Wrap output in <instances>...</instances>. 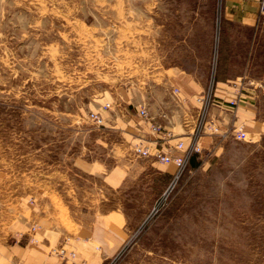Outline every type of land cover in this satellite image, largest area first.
I'll return each instance as SVG.
<instances>
[{
	"label": "rangeland",
	"instance_id": "1",
	"mask_svg": "<svg viewBox=\"0 0 264 264\" xmlns=\"http://www.w3.org/2000/svg\"><path fill=\"white\" fill-rule=\"evenodd\" d=\"M256 3L0 0V204L41 202L67 226L123 210L129 237L113 264H264V134L206 131L175 178L163 171L175 164L135 151L138 133L89 117L169 94L174 66L207 84L220 71L264 76ZM91 160L126 179L106 184L82 168Z\"/></svg>",
	"mask_w": 264,
	"mask_h": 264
},
{
	"label": "crops",
	"instance_id": "2",
	"mask_svg": "<svg viewBox=\"0 0 264 264\" xmlns=\"http://www.w3.org/2000/svg\"><path fill=\"white\" fill-rule=\"evenodd\" d=\"M240 16L242 15L239 10L226 12L227 19L232 20ZM174 68L170 77L172 87L169 94L164 92L165 94L157 96L156 92H146L145 102L132 104L137 110H131L128 106L123 110L122 107H117V110H98L105 118L104 124L109 122L108 124L111 123L110 125L115 127L122 123L127 132L138 133V138L145 144L156 145L158 142L167 141L151 128L153 122H160L174 134L169 139L170 143L181 138L188 143L190 138L186 135L188 127L184 125V118L189 119V127L195 125L201 106L196 96L205 89L207 76L181 66ZM255 77H251L246 69L236 75L220 71L216 95L223 104L213 105L210 116L216 119L222 129L242 124L257 136L264 134V76ZM175 86L180 89L179 95L173 92ZM142 105L148 107L150 119H143L138 115ZM201 137L204 143L213 139V135ZM82 168L104 180L106 184L114 186L123 183L127 175L126 171L109 168L104 161L99 160L88 161ZM165 170L175 173L176 166H165L163 171ZM2 178L3 172L0 170V180ZM90 219L84 223L70 214L69 220L72 224L67 226L57 217L50 205L38 202L37 205L30 206L26 203V198L22 200V196H14L0 204V264H60L59 258L49 253L48 249L61 243L65 235L70 236L69 246L77 250L79 261L105 264L117 255L129 237L126 214L120 209H110L107 212L98 210ZM31 223L40 225L36 233L39 241L33 244L28 241L27 236L16 241V233L27 231Z\"/></svg>",
	"mask_w": 264,
	"mask_h": 264
},
{
	"label": "built area",
	"instance_id": "3",
	"mask_svg": "<svg viewBox=\"0 0 264 264\" xmlns=\"http://www.w3.org/2000/svg\"><path fill=\"white\" fill-rule=\"evenodd\" d=\"M258 1V10L261 15H264V0ZM215 72V71H214ZM217 78L216 74L213 73L206 85L205 89L196 96L197 101L200 102V111L196 118L195 125L190 126L189 119L184 118V125L188 127L187 135L190 138V142H186L184 139H178L174 143H170L169 139L174 136L173 132L164 128V126L160 122H153L151 128L162 135V139L166 141V143L158 142L156 145L152 144H144L139 142L136 145L135 151L140 155L153 156L157 160L163 163H173L176 166L175 170V178L179 177V175L184 171V169L189 165L192 157L199 151H202L203 146L201 145L200 138L205 135L204 133L210 132L227 134L232 132L235 138L237 139H249L248 132L245 130L243 125H234L228 129H222L219 123L210 116L211 108L213 105L219 103L223 104L219 100L216 95L217 90ZM173 92L177 95L180 94L179 87L175 86L173 88ZM235 101H232L234 103ZM104 108H110L111 104L106 102L103 104ZM139 114L146 119H150L151 115L149 109L146 105L141 106L139 109ZM89 117L92 121L97 124H104V116L99 111H92L89 114ZM40 229V225L37 223H31L29 229L27 231L17 232L15 235V240L19 241L27 236L28 241L31 243H37L39 238L36 237L37 231ZM70 236L65 235L63 241L58 245L50 247V252L55 254L59 260L60 264H90L86 260L79 261L77 259L78 253L77 250L71 246H69ZM118 255V254H117ZM115 255L113 258L109 259L105 264H113L115 261Z\"/></svg>",
	"mask_w": 264,
	"mask_h": 264
},
{
	"label": "trees",
	"instance_id": "4",
	"mask_svg": "<svg viewBox=\"0 0 264 264\" xmlns=\"http://www.w3.org/2000/svg\"><path fill=\"white\" fill-rule=\"evenodd\" d=\"M191 162H192L193 164H196V162H195V158H192Z\"/></svg>",
	"mask_w": 264,
	"mask_h": 264
}]
</instances>
